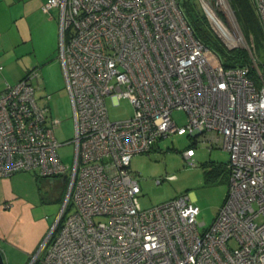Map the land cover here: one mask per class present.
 <instances>
[{
	"label": "built area",
	"instance_id": "obj_1",
	"mask_svg": "<svg viewBox=\"0 0 264 264\" xmlns=\"http://www.w3.org/2000/svg\"><path fill=\"white\" fill-rule=\"evenodd\" d=\"M198 1L233 45L228 0ZM250 1L264 28V0ZM52 7L73 110L70 168L58 154L59 119L37 102L38 70L0 92V178L31 171L68 185L46 252L29 264H264V74L249 45L255 77L246 66H223L195 36L181 0H47L42 10ZM107 97L127 99L132 115L111 120ZM178 109L183 125L172 117ZM174 133L228 152V189L208 226L187 195L138 202L130 158ZM194 155L192 146L182 153L191 165Z\"/></svg>",
	"mask_w": 264,
	"mask_h": 264
},
{
	"label": "rangeland",
	"instance_id": "obj_2",
	"mask_svg": "<svg viewBox=\"0 0 264 264\" xmlns=\"http://www.w3.org/2000/svg\"><path fill=\"white\" fill-rule=\"evenodd\" d=\"M187 1L194 5L199 14H204L198 0ZM49 14L58 21V8H53ZM233 14L235 16L234 11ZM235 19L238 38L233 45L226 44L217 34L216 36L227 48H246L248 44L256 66L260 62L261 71L264 72V64H262L264 63V46L258 45L256 47L253 36L251 34L246 36L236 16ZM33 44L35 56L33 59L31 56L29 62L31 67L36 66L35 68L38 70L37 80L39 84L36 80L34 81L37 102L47 106L49 118L56 117L59 119V123L54 129V134L61 143L58 147V154L70 168L75 152L74 119L62 64L58 57V30L54 40L51 39L47 45V49L51 53L46 50L44 41H36ZM50 47L53 49H49ZM47 52L52 55L48 61L38 63V60L49 54ZM48 94L49 97H47ZM106 103L111 120L125 119L132 115L133 107L127 99H121L117 104H114L107 97ZM172 117L178 125H183L186 122V114L183 110H174ZM190 146L195 150L193 156L195 165L188 164L182 156L183 151ZM227 160L228 152L223 148L218 146L209 148L205 143H193V140L186 134L174 133L159 138L148 152L133 155L130 158L129 170L138 181L140 188L138 202L142 208H148L180 195H187L199 208L198 222H204L205 226H208L221 206L228 189V181L224 172V164ZM206 171L211 175V180H206ZM12 182L15 193L14 201L22 203L26 212L17 217L18 222L23 224L34 223L35 226H31L27 237L29 243L37 242V246L32 251H28L27 248H6L1 242V253L4 257V264H29L32 257L40 250L48 231L58 217L67 194L68 185L66 180L60 183L56 179L51 188L49 186L43 187L24 175L14 177ZM11 204L12 201L3 202L2 207L9 209L13 206ZM14 220L16 221V218ZM45 221L49 228L41 239H37L41 232L39 223ZM45 252L46 248L40 250L39 258L43 257Z\"/></svg>",
	"mask_w": 264,
	"mask_h": 264
},
{
	"label": "crops",
	"instance_id": "obj_3",
	"mask_svg": "<svg viewBox=\"0 0 264 264\" xmlns=\"http://www.w3.org/2000/svg\"><path fill=\"white\" fill-rule=\"evenodd\" d=\"M46 1L0 0V92L4 88L5 82H14L36 67H31L29 62L31 61L30 57L32 56L33 59L35 56L33 43L44 41L46 50H48L47 45L51 39L54 40L56 31L59 32V19L56 21L49 12L42 10V5ZM53 8L57 7H52L49 11ZM49 49L53 48L50 47ZM48 51L50 52V50ZM50 53L38 60V63L48 61L49 57L52 56ZM36 81L39 84V81ZM44 84H46L45 81ZM22 175L38 185L49 186L50 188L56 179L58 181L63 180L62 177H37L31 171H20L9 177L0 178V243L2 242L6 248H27L28 251H32L36 248L37 242L29 243L27 235L31 226L35 225L34 223L23 224L18 222L17 217L26 212L22 203L14 201L15 193L12 181H14V177ZM7 201H12L11 205L13 206L4 209L2 203ZM48 228L46 221L39 223L41 232L37 239H41Z\"/></svg>",
	"mask_w": 264,
	"mask_h": 264
},
{
	"label": "trees",
	"instance_id": "obj_4",
	"mask_svg": "<svg viewBox=\"0 0 264 264\" xmlns=\"http://www.w3.org/2000/svg\"><path fill=\"white\" fill-rule=\"evenodd\" d=\"M238 22L241 25L243 33L246 36H253V41L258 45L264 46V28L261 27L258 16L250 0H228ZM181 5L185 16L191 24L195 36L220 59L224 67L246 66L251 77L256 76V67L254 66L249 52L246 48L233 47L227 48L211 29L208 20L204 14H199L194 5L187 0H181ZM264 64V63H262ZM261 71L260 62L257 63ZM262 72V71H261ZM264 74V72H262ZM191 147V146H190ZM226 164V163H225ZM224 172L227 177L226 165ZM206 180H211V175L206 171Z\"/></svg>",
	"mask_w": 264,
	"mask_h": 264
},
{
	"label": "water",
	"instance_id": "obj_5",
	"mask_svg": "<svg viewBox=\"0 0 264 264\" xmlns=\"http://www.w3.org/2000/svg\"><path fill=\"white\" fill-rule=\"evenodd\" d=\"M62 180L64 181L65 180V176L62 177ZM0 264H4V257L0 251Z\"/></svg>",
	"mask_w": 264,
	"mask_h": 264
},
{
	"label": "bare ground",
	"instance_id": "obj_6",
	"mask_svg": "<svg viewBox=\"0 0 264 264\" xmlns=\"http://www.w3.org/2000/svg\"><path fill=\"white\" fill-rule=\"evenodd\" d=\"M221 35L223 36V38H225V39H226V36H225V34L221 33Z\"/></svg>",
	"mask_w": 264,
	"mask_h": 264
},
{
	"label": "flooded vegetation",
	"instance_id": "obj_7",
	"mask_svg": "<svg viewBox=\"0 0 264 264\" xmlns=\"http://www.w3.org/2000/svg\"><path fill=\"white\" fill-rule=\"evenodd\" d=\"M62 181H60V183H61Z\"/></svg>",
	"mask_w": 264,
	"mask_h": 264
}]
</instances>
